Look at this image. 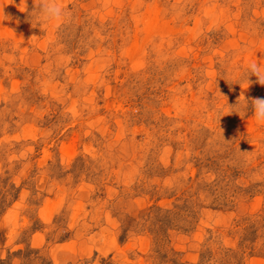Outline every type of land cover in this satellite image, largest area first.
<instances>
[{"label":"rangeland","instance_id":"374dc122","mask_svg":"<svg viewBox=\"0 0 264 264\" xmlns=\"http://www.w3.org/2000/svg\"><path fill=\"white\" fill-rule=\"evenodd\" d=\"M63 4L0 0V264H264V125L227 108L264 99V0Z\"/></svg>","mask_w":264,"mask_h":264},{"label":"clouds","instance_id":"9594fccd","mask_svg":"<svg viewBox=\"0 0 264 264\" xmlns=\"http://www.w3.org/2000/svg\"><path fill=\"white\" fill-rule=\"evenodd\" d=\"M26 9V6H25ZM70 10L64 7L63 0H34V9L28 14V19L39 24H53L59 26L70 18ZM256 77V83L264 86V65L256 61L250 62L242 71L237 83L250 86V77ZM227 108L234 110L239 116L247 115L252 111L258 124L264 125V99H249L242 93L234 105L227 104ZM230 114V115H231Z\"/></svg>","mask_w":264,"mask_h":264}]
</instances>
